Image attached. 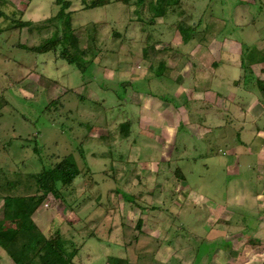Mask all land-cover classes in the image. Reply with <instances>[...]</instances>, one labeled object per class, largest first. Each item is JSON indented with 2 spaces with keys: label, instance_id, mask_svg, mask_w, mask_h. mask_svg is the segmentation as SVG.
Segmentation results:
<instances>
[{
  "label": "rangeland",
  "instance_id": "rangeland-1",
  "mask_svg": "<svg viewBox=\"0 0 264 264\" xmlns=\"http://www.w3.org/2000/svg\"><path fill=\"white\" fill-rule=\"evenodd\" d=\"M68 1L84 61L91 62L84 74L60 58L59 47L29 51L51 37L53 26H34L57 14L55 0L0 3L8 19L0 18V220L4 196L34 194L28 176L71 156L79 175L58 184L60 198L48 195L33 220L47 238L58 235L67 252L77 251L72 264H108L109 257L129 264H233L225 250L215 255L216 245L226 243L216 218L218 207H225L224 189L219 184L218 195L205 185L195 191L201 167L212 173L224 163L212 165L199 160L202 155L229 149L224 141L207 144L213 133L206 144L198 141L200 127L211 130L213 121L194 123L209 117L205 105H216L219 95L210 93L196 106L193 80L203 77V91L234 90L236 106L250 103L261 66L241 58V70L234 59L223 68L224 52L231 49L228 39L251 48L263 41L264 0H102L97 8L90 7L94 0ZM198 51L200 61L193 55ZM228 70L232 82L246 76L247 91L229 87ZM212 131L216 137L219 130ZM239 180L259 191L250 172ZM244 221L255 226L251 217ZM19 224L1 221L0 230ZM0 264H14L2 249Z\"/></svg>",
  "mask_w": 264,
  "mask_h": 264
},
{
  "label": "crops",
  "instance_id": "crops-1",
  "mask_svg": "<svg viewBox=\"0 0 264 264\" xmlns=\"http://www.w3.org/2000/svg\"><path fill=\"white\" fill-rule=\"evenodd\" d=\"M0 3H2V5H8L9 0H0ZM0 11L2 12L4 9H0ZM0 18L2 20L1 22L8 21L7 18L5 19L3 13L0 14ZM252 22L250 24H253ZM228 42L231 49H236V46L239 47V49L234 51L233 49L226 48L224 53L226 56L225 59L227 60H223V68L225 66L226 69H229L227 66L233 64L231 63L232 59L235 60L233 66L239 67L237 62L245 64V61H240L241 58H244L248 60L247 63L252 62V68L261 66V78L256 79V88L249 90L248 98L251 97V100L249 101L250 103L246 106L243 104H241L242 106H236L233 104L237 99V95L233 94L235 93L234 90H230L228 94H217L212 89L203 91L202 88L204 87H200V84L202 85L203 77L195 76V80H193L194 89L192 90L196 95H198L197 93L201 95L198 96L196 100L197 102H195L196 106L199 107L202 105L204 98L210 93H214L213 95L215 97L219 95L218 103L216 105L212 103H207V105H205V107L207 106L209 109H212V113H210L209 117L197 118V116L194 121V123H197L199 119V122L201 120L205 122L204 125L207 123L209 126H211V122L213 121V127H211V130H203V128L200 127V139H198V141H203L206 144L207 141H204L205 138L213 133L211 140L209 139L210 141L207 142V144L211 145V143H213V147H217L215 144L224 141L227 148H229L227 153L220 148H217L215 151L211 149V151L208 152L207 150V152L202 155L199 160L206 159L208 162L212 163V165L217 162L224 163L222 167L215 169L212 173L211 171L209 173L208 167H201L202 173H199V184H197L195 191L200 194L202 192V186L205 185L211 187V193L215 192L218 195L219 184L221 186L220 188H223V191H225V202L223 200L225 207H218L219 210H216V218L220 221L219 224L223 226L221 230L225 232L226 240H224L226 243L216 245V251L218 250V252H215V255L219 256V252L225 250L227 255H233L231 256V259L236 264H261L262 255L264 253V38L263 41L258 39L254 43L253 46L255 48H251L250 45L240 46L238 43L229 39L227 40V43ZM250 51L252 54H250ZM201 54L202 53H199V51L198 53L193 52V55H195L194 58L198 61L201 59ZM248 58H250V60ZM237 59H239V61H237ZM162 62L163 61H160L159 63ZM248 65H244V68H247L245 70H247L249 75L252 76L253 73L250 69V64ZM214 67L217 69L219 66L216 64ZM149 68L152 69V65L149 66ZM195 68V73H198L199 68L197 66H195ZM213 72L210 73L215 74V72ZM230 73L231 72L228 70L224 75V78L231 83L229 84V87L241 88L244 91H247V86L244 85L246 76H238L239 78L232 82V79L229 77ZM206 74L207 70H205L204 75ZM222 78L223 75L220 79H218V76L216 77L218 80H221ZM217 83H215V85ZM253 89H256L257 91L255 92ZM145 97L148 100L150 96L145 95ZM160 98L162 101L164 100L162 103L165 104L164 97ZM202 98L203 100H199ZM199 102L200 104H198ZM197 128H199V126ZM212 129H216V131L219 130L216 137ZM221 129H223L224 132H221ZM234 129H237L238 132L236 134V139L233 138ZM228 156L231 157L228 159ZM221 157L227 158L223 159ZM253 159H255V162H253ZM247 161L251 163H248ZM205 170H207L206 174L204 172ZM248 172H250L252 178H255V185L259 189L256 193L250 191L247 184H239V178H241V175H244L245 173L248 174ZM208 173L211 174V176H207ZM214 174L219 176L218 180L214 179ZM252 174H254V176H252ZM228 177H230V180L226 183ZM219 179H223L222 183H219ZM239 207H244V210H241L238 214L237 209H239ZM210 211H213V208ZM240 214H243V216H236ZM249 217L253 218L255 226L247 224V222L244 221ZM236 218H242L243 222ZM202 226H204V223H202ZM194 234L195 239L199 240L201 238L200 236H197L198 234ZM232 238L236 239L229 242ZM224 260V262L229 263L226 259ZM230 263L232 264V261Z\"/></svg>",
  "mask_w": 264,
  "mask_h": 264
},
{
  "label": "trees",
  "instance_id": "trees-1",
  "mask_svg": "<svg viewBox=\"0 0 264 264\" xmlns=\"http://www.w3.org/2000/svg\"><path fill=\"white\" fill-rule=\"evenodd\" d=\"M31 1V0H29ZM102 0H94L90 7L100 6ZM141 2V0H139ZM59 10L55 16L45 20L42 27L53 26L54 31L50 38L45 39L38 46L29 48V51L38 54L48 53L60 48V58L67 64L73 65L84 74L91 62L84 61L85 49L80 47V38L71 26L70 7L68 0H55ZM1 14V13H0ZM21 27H31V22H21ZM185 35L189 36L187 33ZM184 41H188L187 38ZM261 85V82H260ZM128 125L122 127L124 134L128 133ZM80 171L71 158L65 157L53 167L43 169L40 173L30 174L36 191L27 196H9L2 198V221L7 226L20 222L17 228L0 230V249H2L14 264H72L75 250L66 251L67 243L60 236L56 239L47 238L33 220L48 195L60 198V186H67L79 175ZM108 264H129L127 260L109 257Z\"/></svg>",
  "mask_w": 264,
  "mask_h": 264
},
{
  "label": "built area",
  "instance_id": "built-area-1",
  "mask_svg": "<svg viewBox=\"0 0 264 264\" xmlns=\"http://www.w3.org/2000/svg\"><path fill=\"white\" fill-rule=\"evenodd\" d=\"M261 264H264V253H263V255H262Z\"/></svg>",
  "mask_w": 264,
  "mask_h": 264
}]
</instances>
